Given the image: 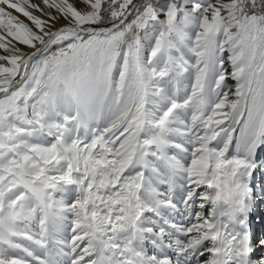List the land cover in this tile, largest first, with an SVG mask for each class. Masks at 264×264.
I'll use <instances>...</instances> for the list:
<instances>
[{
    "label": "snow or ice",
    "instance_id": "1",
    "mask_svg": "<svg viewBox=\"0 0 264 264\" xmlns=\"http://www.w3.org/2000/svg\"><path fill=\"white\" fill-rule=\"evenodd\" d=\"M0 50V264H264V0H0Z\"/></svg>",
    "mask_w": 264,
    "mask_h": 264
},
{
    "label": "bare ground",
    "instance_id": "2",
    "mask_svg": "<svg viewBox=\"0 0 264 264\" xmlns=\"http://www.w3.org/2000/svg\"><path fill=\"white\" fill-rule=\"evenodd\" d=\"M77 6L82 7L83 5L80 3H77ZM10 11H12V10H10ZM13 14L17 15L14 11H13ZM17 16L21 20H24L19 15H17ZM24 22H26V20H24ZM65 23H66V21H60L55 25V27L59 28L61 25H64ZM19 47L24 48L25 49L24 52H26V53H30L32 51L30 48H28L27 46H24V45L23 46L19 45ZM0 54H2V50H0ZM233 89H234V86H233ZM95 115H96V117H101V115L98 112ZM98 123H99V119H98ZM262 150H264V144H261L258 147L257 152L258 151L261 152ZM232 154H233L232 152L229 153V155H232ZM257 160H258V157H257ZM257 170H259L260 180H263V174H261V170L260 169H257ZM255 186H257V185H255ZM253 196H254L255 204H254L253 210L250 213L249 224H250V228H251V231L253 234V242H254L256 235H257V239H258L259 236L261 235L262 231H264V196H261V194L259 193L258 186L256 188V191L253 192ZM260 257H261V250H257L256 252H254L252 254L253 259L260 258Z\"/></svg>",
    "mask_w": 264,
    "mask_h": 264
},
{
    "label": "rangeland",
    "instance_id": "3",
    "mask_svg": "<svg viewBox=\"0 0 264 264\" xmlns=\"http://www.w3.org/2000/svg\"><path fill=\"white\" fill-rule=\"evenodd\" d=\"M32 2L33 3H37V4H39V3H41V0H32ZM77 6V5H76ZM78 7V6H77ZM83 7V6H82ZM82 7H78V8H82ZM17 15H19L21 18H23L24 20H26V23L28 22V23H30L29 21H27V19L25 18V17H23L21 14H18V13H16ZM34 14H36V15H40V13L39 12H34ZM60 21H65V20H63V19H60V20H58L57 22H56V24L58 23V22H60ZM21 46H23V45H21ZM23 49V51L25 50L24 48H22ZM2 53H3V50H2ZM116 75H118V72L116 73ZM228 83H229V85L230 86H234V84H235V82L233 81V80H231V79H229V81H228ZM97 118V119H96ZM98 119H99V123H98ZM90 123H91V126L92 127H97V126H99V127H101V128H103L104 126H105V124H106V116L105 117H96V115L94 114L92 117H91V119H90ZM257 157H258V160L259 159H261V158H264V150H262L261 152H257ZM260 174H259V170H256V172L255 173H253V177H252V182H251V185H252V188H253V192L254 191H256V188H257V186H258V188H259V193L261 194V196H264V194H262V189H264V174H263V180H260V176H259ZM262 181V182H261ZM255 185H257V186H255ZM256 239H257V235H256V238L254 239L255 241H256ZM254 241V242H255Z\"/></svg>",
    "mask_w": 264,
    "mask_h": 264
}]
</instances>
